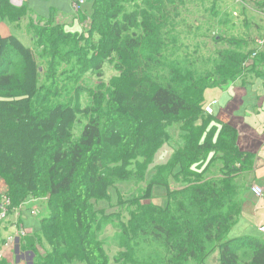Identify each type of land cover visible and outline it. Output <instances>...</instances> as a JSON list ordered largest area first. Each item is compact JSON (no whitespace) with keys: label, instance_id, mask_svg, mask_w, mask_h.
Here are the masks:
<instances>
[{"label":"trees","instance_id":"16d2710c","mask_svg":"<svg viewBox=\"0 0 264 264\" xmlns=\"http://www.w3.org/2000/svg\"><path fill=\"white\" fill-rule=\"evenodd\" d=\"M133 3L134 0H92L88 17L91 50L87 58L81 59L85 70L95 67L100 71L105 58L114 57L122 63L123 54L131 58H140L146 53L158 56L160 49L151 43L142 49L144 38L138 33L137 19L134 14L124 13L125 6ZM25 15L24 7L13 9L9 0H0V19L15 23ZM55 24L54 21L44 23L47 27L40 30L39 37L48 42L55 38L56 42L51 44L54 53L61 56L62 42L76 45L80 42L74 36L59 35L61 27L55 29ZM36 28L39 27L32 30ZM151 32L152 36L147 33L148 40H155L157 34ZM98 53L101 58L96 60ZM251 55L249 51L237 57L232 65L233 73L225 61L219 63L215 70L223 80L217 85H224L240 73ZM89 61L95 64L91 67L87 65ZM128 68L123 72L130 82L128 87L110 92L106 122L101 124L89 114L82 115L85 123L80 126L77 139H73V130L78 122L81 124L78 111L71 105H43V100H39L41 72L35 53L14 36H0V176L11 191L22 196L35 200L49 198L50 216L42 219L40 226L42 238L48 240L56 261L109 264L102 246L93 239L96 218L90 202L109 199L110 173L119 182L133 180L134 173L127 172L126 167L138 158L145 160L138 172L141 181L148 164L161 146L169 142L166 129L179 124L180 118L187 114L190 115L185 122L188 128L180 127L184 152L174 151L166 163L170 164L166 166L169 176L175 180L183 177L182 186L170 191L166 179L152 183L165 188L163 207L152 203L150 192L144 199L148 204L141 206V199L135 201L127 225L122 226L126 253L121 260L124 264H205L217 252L219 264H264V241L227 238L240 211L231 193V179L249 167L242 164L241 154L230 144L234 140L232 129L223 125L218 130L213 125L217 124L213 117L205 113L203 90L216 84L215 80L204 81L200 101L196 102L184 97L185 83L178 77L170 79L164 75L168 68L170 76H179L180 64L156 65L161 78H152L149 65ZM53 86L57 85L53 83ZM153 110L160 115V120H141L143 114ZM202 120L198 130L190 128L189 125ZM225 143L233 153L230 149L226 152L227 160L218 158L223 162L222 178H208L215 165L214 154L220 153V145ZM237 164L240 169L236 168ZM104 217L109 221L112 218L111 215ZM68 232L74 237L73 249L70 253L60 252L58 244L70 248ZM134 233L141 235V244L150 252L136 256L135 247L139 248L140 243L131 236Z\"/></svg>","mask_w":264,"mask_h":264},{"label":"rangeland","instance_id":"374dc122","mask_svg":"<svg viewBox=\"0 0 264 264\" xmlns=\"http://www.w3.org/2000/svg\"><path fill=\"white\" fill-rule=\"evenodd\" d=\"M263 7L264 0H160L156 3L148 2V0H134L133 5L125 6L124 13L134 14L137 19L138 33L144 38L141 40L143 42L141 47L143 49L151 43L157 46L160 52L158 56H149L146 53L140 58H131L129 55L123 54L124 69L121 60L114 57L105 58L106 62L100 71L92 67L95 61L101 58V54L98 53L95 55V61L87 63L92 68L85 70L86 66L82 65L81 59L82 57L87 58L89 50H91L88 33L89 22L82 23L83 28H79L80 30L64 23L63 20L59 24H55V29L61 27L59 35L66 38L74 36L76 41L80 42L79 45L74 42H62L59 45L61 56L54 53L51 43L56 42L55 38H50V42L46 39L40 40V30H44L47 25L36 28L32 33L27 29V34L33 37L30 48L36 55L41 72L39 100L42 99L45 106L51 104L71 105L78 111L81 124L78 122L73 130V139H77L80 126L85 123L82 115L89 114L91 119L100 120L101 124L106 122V104L110 92L114 89L125 90L128 87L130 82L126 76L124 77L123 72L126 73L129 66L149 65L151 70L148 71L152 78H161V73L155 69L156 65L169 67L172 64H180L181 74L179 76H170L168 68L167 72L163 74L168 75L170 79L178 77L185 83L184 97L187 100L199 102V93L207 78L214 79L216 84H221L223 78L217 73L219 71L215 70L218 64L225 61L231 67L230 73H233L232 65L236 58L250 51L249 43L255 35L254 28L261 26L260 19L255 16V12H259ZM85 21L87 20L85 19ZM85 25L88 28H85ZM15 31L17 30L15 29ZM151 31H155L157 34L155 40H148L147 33L151 35ZM18 39L24 47H28L29 41L25 36L18 37ZM120 66L121 68H119ZM118 68L123 69V72ZM158 69L160 72L163 71L161 67ZM53 83L57 86L54 87ZM188 118L190 115L185 114L180 118L179 124H173L166 129L170 137L169 142L161 146L154 159L148 164L141 181H139L138 172L145 160L138 158L130 161L126 167L127 172L134 173L133 180L119 182L113 177L114 173H110L108 179L111 181L112 187L109 191V199L90 202L96 218L93 239L102 246L109 264H124L121 260L126 253L122 226L127 225L129 213L135 209V201L141 199L142 205L139 203L141 206L148 204L144 199L150 192L152 203L163 207L165 205V188L158 185L153 186L152 183L155 184L166 179L170 191L182 186L183 177H177L175 180L169 176L166 166H170V164L166 163L174 151L181 153L183 150V135L180 132V127L188 128V124H185ZM160 119V115L154 110L141 116V120L145 122ZM203 122L204 120L198 121L189 126L198 130ZM222 147L223 144L220 145V153L214 154L215 165L210 170L208 178L209 176L215 180L222 178L220 169L223 162L218 158L223 157L222 160H227L226 152L230 151L229 146ZM161 168L162 173L160 172ZM172 179L177 183L176 185ZM232 186L238 187V181H232ZM16 194L22 197L17 191ZM39 202L40 205L33 210V215L36 217L40 214L42 219L49 217V198L39 199ZM108 215L112 216L110 221L104 217ZM4 218L5 216L0 220ZM18 230H16L17 235L21 236L22 230ZM23 234L25 235L24 231ZM68 235L71 240L70 248L58 244L60 252L70 253L73 249L74 237L69 232ZM131 236L136 239L137 243H140L139 248L135 247L136 256L150 252L145 245L141 244L143 238L140 234L134 233ZM38 247L37 264H63L56 261L57 257L45 237L39 239ZM210 264H215V262L211 261Z\"/></svg>","mask_w":264,"mask_h":264},{"label":"crops","instance_id":"0c3cea01","mask_svg":"<svg viewBox=\"0 0 264 264\" xmlns=\"http://www.w3.org/2000/svg\"><path fill=\"white\" fill-rule=\"evenodd\" d=\"M13 9H26V15L12 23L0 19V36L24 37L33 42L32 27L43 26L62 20L68 25L83 28L82 23L89 22L92 0H85L80 11L75 10L73 0H9ZM259 17L260 28L255 27V35L249 43L252 55L243 64V70L224 85L212 84L203 90V105L211 107L213 119L218 130L223 125L232 129V148L241 154L242 164L249 169L239 176H232L239 186L233 187L240 211L228 239L255 238L264 241V194L255 197L252 186L264 191V7L255 12ZM85 19L87 21H85ZM39 23V24H38ZM85 28H88L86 25ZM15 29L17 31H15ZM79 29V30H80ZM90 29V28H89ZM31 42V43H30ZM22 44V43H21ZM251 44V47H250ZM23 45V44H22ZM210 128V127H208ZM224 141H228L224 138ZM229 146V144H223ZM231 149V148H230ZM233 150L231 149V154ZM240 165H236L239 168ZM10 198L11 205L0 220V264H37L38 242L42 239L41 215L34 216L33 210L40 205L39 199L19 196L10 190L7 181L0 176V212L4 197ZM23 230L24 236H18L16 230ZM18 230V231H19ZM240 254V253H239ZM219 264L218 253L214 252L205 262Z\"/></svg>","mask_w":264,"mask_h":264},{"label":"built area","instance_id":"2783aa9c","mask_svg":"<svg viewBox=\"0 0 264 264\" xmlns=\"http://www.w3.org/2000/svg\"><path fill=\"white\" fill-rule=\"evenodd\" d=\"M73 1H74L75 10L77 11L81 9V7L84 5V2H85V0H73ZM252 57H255V54H253ZM205 113L207 115H212L211 107L205 108ZM250 191L257 198H261L264 194L263 189L258 186H252ZM9 205H10L9 200L6 197H4L3 201L1 202L0 218H3L5 216L6 209L9 207ZM261 231L264 232V228H262ZM21 234H22L21 236L24 235L23 230Z\"/></svg>","mask_w":264,"mask_h":264},{"label":"clouds","instance_id":"9594fccd","mask_svg":"<svg viewBox=\"0 0 264 264\" xmlns=\"http://www.w3.org/2000/svg\"><path fill=\"white\" fill-rule=\"evenodd\" d=\"M84 3H85V2H84ZM83 6H84V5H83ZM83 6H82V7H83ZM82 7H81V8H82ZM80 10H81V9H80ZM80 10H79V11H80ZM6 198H7V197H6ZM7 199H8V198H7ZM8 200H9V199H8ZM9 202H10V200H9ZM6 210H7V209H6Z\"/></svg>","mask_w":264,"mask_h":264}]
</instances>
